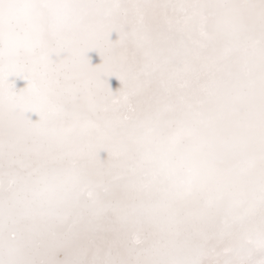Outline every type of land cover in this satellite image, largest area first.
Masks as SVG:
<instances>
[{
  "label": "snow or ice",
  "instance_id": "obj_1",
  "mask_svg": "<svg viewBox=\"0 0 264 264\" xmlns=\"http://www.w3.org/2000/svg\"><path fill=\"white\" fill-rule=\"evenodd\" d=\"M0 264H264V0H0Z\"/></svg>",
  "mask_w": 264,
  "mask_h": 264
}]
</instances>
